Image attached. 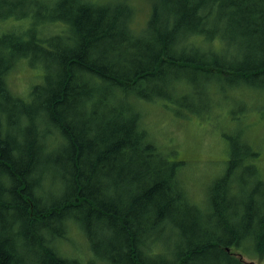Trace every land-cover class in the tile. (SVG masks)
Returning <instances> with one entry per match:
<instances>
[{
  "label": "trees",
  "instance_id": "1",
  "mask_svg": "<svg viewBox=\"0 0 264 264\" xmlns=\"http://www.w3.org/2000/svg\"><path fill=\"white\" fill-rule=\"evenodd\" d=\"M22 2L29 12L17 16L11 1L0 0V27L7 25L0 30V264H85L81 248L64 250L73 228L108 264H191L204 252L248 264L230 250L241 242L247 255L264 258V197L245 202L238 217L219 182L207 200L210 229L190 239L189 203L175 206L184 162L163 153L141 105L159 101L154 93L166 86L163 97L177 102L184 87L196 89L182 70L242 79L264 73V59L245 69L221 61L239 21L243 32L258 34L264 56V0H150L139 29L126 0ZM20 61L40 72L25 94L8 82ZM230 147L223 179L242 162L258 176V148ZM60 186L63 194L47 200ZM162 220L174 231L176 257L150 262L144 234ZM105 231L116 240L104 249Z\"/></svg>",
  "mask_w": 264,
  "mask_h": 264
},
{
  "label": "rangeland",
  "instance_id": "2",
  "mask_svg": "<svg viewBox=\"0 0 264 264\" xmlns=\"http://www.w3.org/2000/svg\"><path fill=\"white\" fill-rule=\"evenodd\" d=\"M9 1L13 14L22 16L29 12V7L22 0ZM126 1L134 7V27L141 28L145 25L150 12V0ZM243 11L239 10L238 17H241ZM163 13L166 14L165 9ZM237 20L239 21L238 18ZM5 25L2 24L0 30L6 28ZM235 29L237 30L234 34L232 30L227 34L230 44L225 43L228 49L224 48L221 61L245 69L253 60L264 59L259 51L263 42H259L258 34L253 36L247 29L243 32L240 21ZM255 32L257 33V29ZM39 74V70L31 64L20 61L9 73L8 82L17 93L25 94L31 85L39 80ZM179 75L188 82L197 83L196 89L184 87L179 92L177 102L176 98L169 100L163 97V94L169 93V86H166L161 95L153 92L154 97L162 96L159 101H142L141 105L145 127L155 136V142L162 147L163 153L173 151L175 163L184 162L181 169H177L180 184L175 206L182 205L185 209L184 203H189L188 212H191L190 216L194 219L193 225L189 219L191 223L189 236L190 239L192 237L200 239L203 232L210 229L208 203L212 187L216 183L219 182L221 193L225 194V201L231 205L235 203V209L239 212L238 217H241L240 211L244 209L245 202L261 201L264 197V73L246 79L233 78V74L225 73L218 76L194 74L188 70L179 71ZM207 82L211 84H206ZM176 83L180 86L182 79L177 78ZM232 142L236 145L243 143L248 149L251 145L258 148L260 170L258 176L255 175V168L242 162L235 172L223 179L231 158ZM143 156L142 163L145 160ZM47 177L57 181L58 172L47 173ZM230 179L235 183L229 189ZM55 188L57 191L53 192L52 197H47V200L56 199L63 194L61 186ZM128 189L125 187L123 193H127ZM135 192L137 187L131 193ZM179 217L174 216L178 220ZM243 219L245 222L247 217L243 216ZM54 226L58 228L56 224ZM150 227L151 225L143 238L145 243L143 251L147 260L156 263L174 260L178 249L173 241L174 231L164 220L151 230ZM214 232L216 233V230ZM67 236H70L69 241L66 239L63 241L66 253L81 248L83 253L81 258L85 264L107 263L93 253L87 242L80 238L76 228L69 231ZM115 240L116 237L111 231H105L98 239L104 249L107 242L112 244ZM243 248L248 246L241 242L238 248L233 247L230 250L248 264H264V258L254 254L247 255ZM78 254L80 255L79 252ZM192 261L191 264H226L217 252L195 255Z\"/></svg>",
  "mask_w": 264,
  "mask_h": 264
},
{
  "label": "bare ground",
  "instance_id": "3",
  "mask_svg": "<svg viewBox=\"0 0 264 264\" xmlns=\"http://www.w3.org/2000/svg\"><path fill=\"white\" fill-rule=\"evenodd\" d=\"M180 169H181V168H180ZM180 169H179V170H180ZM103 264H105V263H103Z\"/></svg>",
  "mask_w": 264,
  "mask_h": 264
},
{
  "label": "water",
  "instance_id": "4",
  "mask_svg": "<svg viewBox=\"0 0 264 264\" xmlns=\"http://www.w3.org/2000/svg\"><path fill=\"white\" fill-rule=\"evenodd\" d=\"M241 258V257H240ZM105 264H108V263H105Z\"/></svg>",
  "mask_w": 264,
  "mask_h": 264
}]
</instances>
